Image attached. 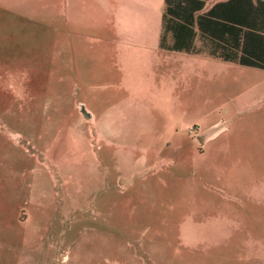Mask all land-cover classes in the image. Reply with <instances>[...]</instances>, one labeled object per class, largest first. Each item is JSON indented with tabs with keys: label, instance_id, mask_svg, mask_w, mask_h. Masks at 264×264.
Listing matches in <instances>:
<instances>
[{
	"label": "rangeland",
	"instance_id": "374dc122",
	"mask_svg": "<svg viewBox=\"0 0 264 264\" xmlns=\"http://www.w3.org/2000/svg\"><path fill=\"white\" fill-rule=\"evenodd\" d=\"M56 5L0 0V264H264V243L243 236L205 247V262L183 247L188 201L175 165L152 169V129L200 122L174 114L140 57L139 88L96 61L85 89L55 71Z\"/></svg>",
	"mask_w": 264,
	"mask_h": 264
},
{
	"label": "crops",
	"instance_id": "0c3cea01",
	"mask_svg": "<svg viewBox=\"0 0 264 264\" xmlns=\"http://www.w3.org/2000/svg\"><path fill=\"white\" fill-rule=\"evenodd\" d=\"M54 1L55 71H73L85 89L93 76L87 66L96 61L102 72L115 73L120 90L129 89L132 80L139 88L134 64L140 57L174 114L200 122L187 132L178 126L152 129V169L166 157L176 166L188 201L183 247L205 262V247H220L222 240L243 236L250 245L264 243V68L222 58L214 25L226 14L233 17L229 21L250 20L258 0H170L176 13L167 15V29L166 0ZM137 3L158 9L133 18ZM211 9L215 16L205 15ZM199 18L207 24L214 20L211 28L202 31ZM134 24L152 31L137 32Z\"/></svg>",
	"mask_w": 264,
	"mask_h": 264
},
{
	"label": "trees",
	"instance_id": "16d2710c",
	"mask_svg": "<svg viewBox=\"0 0 264 264\" xmlns=\"http://www.w3.org/2000/svg\"><path fill=\"white\" fill-rule=\"evenodd\" d=\"M167 6L164 12V24L167 25V15H172L175 12L174 8L170 5V0H166ZM200 9V8H199ZM215 9V7L213 8ZM211 9L205 15H214L215 11ZM187 10V9H186ZM253 14L250 20L244 21V17L240 21H229L233 17L229 15H221V21H214L215 35L220 37L221 44V57L225 60L238 61L244 65L256 66L264 68V0H258V5L253 9ZM215 16V15H214ZM218 17V16H216ZM211 22L212 19L210 18ZM203 22L199 18L198 25L200 29L211 28L212 23ZM186 25H193L191 22H186ZM171 29V28H170ZM179 39L177 32L179 29H172ZM218 31V34H217ZM217 37V36H216ZM228 44L231 48L228 49ZM179 46H176V48Z\"/></svg>",
	"mask_w": 264,
	"mask_h": 264
},
{
	"label": "water",
	"instance_id": "95a60500",
	"mask_svg": "<svg viewBox=\"0 0 264 264\" xmlns=\"http://www.w3.org/2000/svg\"><path fill=\"white\" fill-rule=\"evenodd\" d=\"M82 112H83V114H84V116H85L86 118H90V117H91V113L88 112V111L86 110V108H83Z\"/></svg>",
	"mask_w": 264,
	"mask_h": 264
}]
</instances>
